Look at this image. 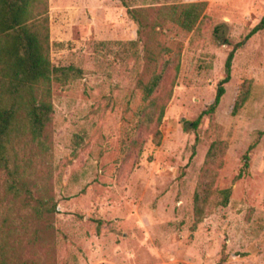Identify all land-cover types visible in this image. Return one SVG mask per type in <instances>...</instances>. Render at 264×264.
<instances>
[{"label": "rangeland", "instance_id": "rangeland-1", "mask_svg": "<svg viewBox=\"0 0 264 264\" xmlns=\"http://www.w3.org/2000/svg\"><path fill=\"white\" fill-rule=\"evenodd\" d=\"M126 2L146 10L142 36L121 0H48L51 61L83 76L52 86L51 150L40 176L51 173L57 213L39 222L34 197L16 201L15 252L27 264H264V28L237 49L219 107L200 119L230 52L263 20L264 0ZM193 2L206 3L195 31L160 18L149 36L158 8ZM140 36L136 56L123 51ZM169 60L155 94L165 116L148 124L143 112L154 107L138 82ZM247 81L250 98L234 115ZM215 141L228 144L216 188L231 189L230 203L195 227V192Z\"/></svg>", "mask_w": 264, "mask_h": 264}, {"label": "trees", "instance_id": "trees-1", "mask_svg": "<svg viewBox=\"0 0 264 264\" xmlns=\"http://www.w3.org/2000/svg\"><path fill=\"white\" fill-rule=\"evenodd\" d=\"M121 1L127 6L126 0ZM205 8L204 2L177 3L158 8L149 36L157 33L160 18L175 23L187 32H193L198 28ZM127 9L142 36L143 30L147 28L144 23L148 18V15L144 17L146 10L128 6ZM263 28L264 18L230 52L225 63V77L219 83L215 101L200 119L214 113L219 107L226 92L225 85L231 80L237 49ZM215 30L217 33L219 28ZM141 36L138 40L128 42L123 51H137ZM101 45L108 44L102 42ZM160 52L170 53V50L161 48ZM132 55L136 56L137 53L132 52ZM170 61L165 63L160 72H154L147 82H138L143 100L151 102L154 107L143 112L148 124L155 121L160 126L163 122L166 104L158 105L155 94L161 87ZM82 76L83 70L79 68L54 66L51 61L48 0H0V173L5 175L0 191V264H27L20 260L11 242L19 234L12 225L10 215L11 206L16 201L27 205L28 196L34 197L36 204L32 210L39 222L51 220L57 213L55 198L49 190L51 173L46 179L40 176L44 172L45 158L51 150L50 126L55 114L52 86L54 83L67 84ZM250 95L251 82L247 81L242 85L236 100L234 115L245 106ZM199 122L194 125L198 126ZM161 142L162 133L157 130L154 143L159 147ZM227 150L225 141H215L207 153L194 197L195 227L207 219L214 209L227 207L230 203L231 189L216 188ZM248 164L249 156L246 155L245 167ZM51 228L52 225L48 226L46 231L49 232Z\"/></svg>", "mask_w": 264, "mask_h": 264}]
</instances>
